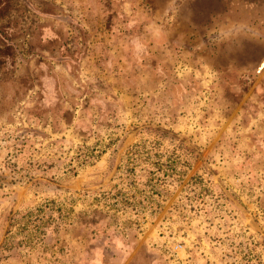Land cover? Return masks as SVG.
Segmentation results:
<instances>
[{"label": "rangeland", "instance_id": "rangeland-1", "mask_svg": "<svg viewBox=\"0 0 264 264\" xmlns=\"http://www.w3.org/2000/svg\"><path fill=\"white\" fill-rule=\"evenodd\" d=\"M264 0H0V264H264Z\"/></svg>", "mask_w": 264, "mask_h": 264}, {"label": "water", "instance_id": "water-1", "mask_svg": "<svg viewBox=\"0 0 264 264\" xmlns=\"http://www.w3.org/2000/svg\"><path fill=\"white\" fill-rule=\"evenodd\" d=\"M264 65V62L262 63L261 67Z\"/></svg>", "mask_w": 264, "mask_h": 264}]
</instances>
